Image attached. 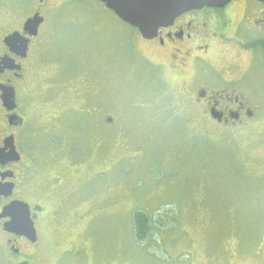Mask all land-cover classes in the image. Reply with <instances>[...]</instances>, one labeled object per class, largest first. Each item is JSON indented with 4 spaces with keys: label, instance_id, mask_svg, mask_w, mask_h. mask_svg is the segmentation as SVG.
<instances>
[{
    "label": "rangeland",
    "instance_id": "obj_1",
    "mask_svg": "<svg viewBox=\"0 0 264 264\" xmlns=\"http://www.w3.org/2000/svg\"><path fill=\"white\" fill-rule=\"evenodd\" d=\"M44 5L23 99V132L33 142L24 159L35 166L23 196L47 211L44 263L264 264V170L247 175L255 155L264 163V150L246 154L250 131L223 130L206 117L194 84L167 60L169 70L153 79L142 68L103 67L135 33L100 0ZM37 6L0 0L7 31ZM147 76L154 81L144 91ZM162 91L168 106L153 103ZM136 209L163 221L155 241H135Z\"/></svg>",
    "mask_w": 264,
    "mask_h": 264
},
{
    "label": "flooded vegetation",
    "instance_id": "obj_2",
    "mask_svg": "<svg viewBox=\"0 0 264 264\" xmlns=\"http://www.w3.org/2000/svg\"><path fill=\"white\" fill-rule=\"evenodd\" d=\"M36 1L39 9L11 31H7L4 18H0V149L13 139L21 156L19 161L0 162V173H3L0 181L13 184L11 194L0 200V213L11 201H25L30 206L36 229V238L32 240L7 231L4 223L9 218H1L4 241L0 243V264H45L46 247L39 225L47 211L41 204L27 201L23 196L29 193L26 178L35 171L32 159H24L23 147L33 142L27 139L31 136L23 132L29 122V106L23 99L28 96L25 87L29 67L34 61L32 53L39 48L38 40L47 22L39 7L46 5V0ZM36 14L43 21L37 29L26 30V21ZM122 22L135 34L125 41L126 53L114 61L103 62V67L127 68L133 74L142 68L154 72L153 79L165 75L168 61L174 75L194 84L192 96L197 105H204L206 117L223 126V130L250 131L247 139L253 142L247 144L248 156V151L256 154L262 147L264 150V105L260 104L264 102V0H230L224 6L192 9L161 26L152 37H145L138 28ZM14 32L21 34L18 45L23 48L26 44V50L17 45L11 49L5 43V38ZM1 87L15 89L14 109L8 110L3 105ZM253 136H259L258 140ZM251 161L253 164L247 165V175H253L255 167L264 170L259 156L255 155Z\"/></svg>",
    "mask_w": 264,
    "mask_h": 264
},
{
    "label": "water",
    "instance_id": "obj_3",
    "mask_svg": "<svg viewBox=\"0 0 264 264\" xmlns=\"http://www.w3.org/2000/svg\"><path fill=\"white\" fill-rule=\"evenodd\" d=\"M44 2L45 0H39ZM83 1V0H78ZM105 6L113 11L121 20L138 28L145 37L154 36L161 26L171 23L183 12L203 7L224 6L230 0H100ZM43 18L36 14L29 18L25 23L26 30L37 29ZM34 33V32H33ZM19 32H14L5 38V43L11 48L18 45L21 39ZM12 49V48H11ZM21 49L26 50V44ZM3 88V87H1ZM3 105L12 110L16 107L15 89L13 87L3 88ZM8 149V152H6ZM20 154L16 150L14 140H9L4 149H0V162L2 164L10 161H19ZM3 175V173H0ZM13 189L12 183H3L0 181V200L7 197ZM8 217L9 220L4 223L7 231L25 235L35 240L36 229L31 219L30 206L27 202L14 200L6 204L0 213V219Z\"/></svg>",
    "mask_w": 264,
    "mask_h": 264
},
{
    "label": "trees",
    "instance_id": "obj_4",
    "mask_svg": "<svg viewBox=\"0 0 264 264\" xmlns=\"http://www.w3.org/2000/svg\"><path fill=\"white\" fill-rule=\"evenodd\" d=\"M148 81H145L144 82V91L145 90H149L150 88V85L151 83L154 81V80H149V78H147ZM157 86L159 85L158 82H156ZM153 86V85H151ZM161 89V87H160ZM168 97L167 95H164L163 91H162V94L158 95L153 103L154 105L157 104L156 100L158 98L161 99V102L162 103L163 101H165L166 103V106H168ZM169 100H172L170 97H169ZM163 110H167V111H170V112H175L176 113V110L174 111H171V109L168 110V107H165ZM236 196V199L239 198L238 194L235 192L234 194ZM234 195L231 194V197H230V200L233 201L232 203L235 202V198H234ZM236 206V205H235ZM235 206L233 205V208H235ZM163 222V221H161ZM159 220H156L154 219V217L151 216V214L143 209H136L132 215H131V223H132V230H133V236H134V239L135 241H137L138 243H143L144 241H155V239L157 238V236L155 235V231H160V226L159 225H162ZM159 233V232H158Z\"/></svg>",
    "mask_w": 264,
    "mask_h": 264
}]
</instances>
